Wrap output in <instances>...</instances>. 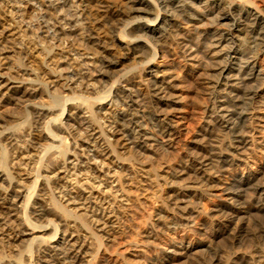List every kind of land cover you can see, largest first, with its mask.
Wrapping results in <instances>:
<instances>
[{
    "label": "bare ground",
    "instance_id": "obj_1",
    "mask_svg": "<svg viewBox=\"0 0 264 264\" xmlns=\"http://www.w3.org/2000/svg\"><path fill=\"white\" fill-rule=\"evenodd\" d=\"M21 3L18 4L15 0H0V70H9V67L4 66V62L6 53L11 47H14L18 54L17 61H19L13 69L9 70L10 78H5L0 72V105L4 102H28L39 94L41 89L50 91L51 86L60 81L63 85L59 83V86L64 89L76 88V90L91 92L94 90L92 85L95 79L111 78L125 69L126 66L119 64L121 58L124 57L131 63L144 61L148 52H151V48L155 49L159 38L178 19L183 17L199 20V14H214L217 19V27L214 26L216 27L214 31L204 29L197 40L193 41L194 44L184 43L188 59L193 57L198 48L201 47L203 52L206 49L204 53L210 58L209 62L207 61L208 67L215 72L211 85L208 86L212 103L209 115L211 120L207 129L209 139L202 141L203 143L196 142L193 149L187 151L185 163H182L180 169L175 170L174 179L169 177L170 186L166 190L163 189L164 192L161 191L164 201L161 200L159 204L154 205L149 220L157 227L173 229L174 247L167 251H170L175 259L195 252L198 254V251L202 252V247L209 246L226 235L229 238V245L227 244V248L224 247L226 260L220 263L264 264V250L254 253L245 250L250 239L258 238L259 245L264 243V56L259 59L260 54L264 53V13L258 7L259 5L257 6L252 0L241 2L233 0L229 3L225 0H125L123 9L128 13L126 19H120L115 15L104 16V21L111 24V39L120 56L115 58L113 52L106 51L105 42L97 35L98 30L96 32L92 20H87L85 12L87 6L84 0H21ZM33 28L38 31L39 41L37 38L30 40L27 35L21 33ZM126 29L130 30V35L125 32ZM122 31L129 37L125 38L121 35ZM45 40L50 44L47 45ZM55 46H59V53L57 51L54 54ZM112 46H110L111 49ZM238 50L242 51V54L240 57H235L236 61L231 57V53L237 54ZM89 52L93 55H88ZM152 52L154 53L155 50ZM154 55L156 56V53ZM37 58L40 60L38 63L35 62ZM52 61L58 63H51ZM50 63L55 66H49ZM234 69L238 70L236 74L227 73ZM201 70L200 65L194 62L190 65L188 72L189 75L196 76L202 73ZM142 74L147 87L146 95L140 97L136 95L137 93L134 94V89L131 87H124L125 90L122 89L117 93L115 98L117 103H113L115 104L113 109L109 108L108 112L111 115L106 118L108 134H105L97 124V117L90 105L83 108L84 110L80 109L81 113L75 112V116H68L72 121L69 123L70 127H67L72 128L79 136L78 139L81 142V144L79 142L78 147H81L79 149L83 152L92 150L98 155L94 157L88 154L89 157L84 155L82 159H78L81 156L80 153L73 152L76 160L72 157V160L67 161V165L57 166L55 173L51 176L59 179L62 176L59 175L60 172L69 168L75 170L77 166L79 174H86V177L92 178L90 182L85 177L87 182L92 183V187L87 190L88 194H81V190L82 192L86 190L79 188L80 190H75V195H71L73 188L60 184L56 192L58 196L55 195L60 197L58 198L60 202L53 198L47 201L49 203L47 205H45L46 202L44 205L40 204L41 206L38 205L22 221L18 214L22 210L21 203L18 202H22L20 178L23 177H16L18 174L26 177L33 169L34 156L41 153V149L38 148L43 145H40L42 137L36 133L31 134L30 131L26 133L27 136L22 137L18 135L19 132L9 127L0 130V167L2 169L0 181L7 184L0 188V241L6 245L25 241L30 234L27 228L45 229L42 227H47L49 223H46V226L45 223L39 224L35 220H49L51 223L49 218L51 214L58 215L57 217L64 221L71 219L73 223L70 222V224L73 226L74 222H79V218L71 211L73 208H82L81 203H90L85 206L89 211H85V214L95 224V229L110 233L111 221L113 222L114 218L112 199L107 197L108 195L104 196L103 193L110 191L121 195L124 192V185L121 179L119 183L117 176L113 179L103 177L109 174V171L104 173L105 171L101 169L106 163L108 164L106 160L113 157L115 163L119 164L121 160H127L121 155L127 147L128 149L130 147L145 148L151 144V141L159 143V147L168 150L167 148L172 146L179 133L180 105L183 99L179 73L168 63L152 58V60L144 61ZM83 102H80L81 105ZM51 107L53 106L29 103L28 110L37 121L35 125L31 122L35 130H39L42 123H49V119L45 120V118L46 114L53 110ZM87 112L88 114L85 115ZM108 112L106 113L109 114ZM1 120L0 116V126H2ZM46 128L44 132L47 131ZM46 135L50 137L51 134L46 132ZM52 137L50 139L54 138ZM5 144L12 146L11 155L8 154L9 149ZM50 146H54L53 143ZM96 158L99 159L96 160ZM74 170L72 174L75 173ZM116 171L120 170L116 169L115 173ZM112 175L115 176V174L108 176ZM85 179L81 178L83 181ZM81 180L77 179L76 182L79 183ZM95 187L100 188L98 194H94L91 190ZM200 195L211 196V200L201 206L202 209L193 205L194 199ZM79 199L83 201L79 202L81 201ZM65 204L66 206L70 204L72 207H65ZM85 207L83 205L84 209ZM193 207L197 208L195 209L199 214L197 218H192L189 212L194 209ZM175 213H179L178 218ZM253 213L259 214L262 219L250 228L248 219ZM32 217L33 220H31ZM66 217L68 220L65 219ZM85 224H80L83 230L80 234L74 231V233L62 232L59 241L50 245L46 254H43L42 261L48 264H102L103 262H97V260L93 262L89 257L93 251L96 252L99 249V233L96 234V231L92 232L94 235L89 233L90 231L85 229ZM88 234L93 238L89 239L90 241L87 238ZM214 246L218 248L217 245ZM0 264H19V262L10 261L6 256L0 255Z\"/></svg>",
    "mask_w": 264,
    "mask_h": 264
},
{
    "label": "rangeland",
    "instance_id": "obj_2",
    "mask_svg": "<svg viewBox=\"0 0 264 264\" xmlns=\"http://www.w3.org/2000/svg\"><path fill=\"white\" fill-rule=\"evenodd\" d=\"M15 1L18 4H22L21 0H15ZM225 1L226 3H229V2H232L233 0L232 1L225 0ZM235 1L241 2L242 0H234V2ZM252 1H254V3L256 2L255 4L257 6L259 5L258 7L263 11L262 13H264V0H252ZM84 3L87 6L85 7L87 9L85 11L87 15L86 18L87 20H90V19L92 20L93 24L95 25L94 28L96 32L98 30L97 35L100 36L101 40L105 42L104 44L107 47L106 51L111 52V53L113 52L112 54H115L113 55L115 56V58L120 57L116 51L117 49L114 48L115 44L114 42H112V39H111V31H110L111 24L109 22H105L104 18L109 15H115L116 17L120 19L121 18L126 19L128 16V13L123 9L125 7V0H89V1L84 0ZM60 12L63 13V11H60ZM25 14L27 15L26 11H25ZM149 17H152V15L151 16L149 15ZM198 17H200L199 20H195V19L193 20V19H188V18L186 19L183 17L178 19V21H176L171 27H169L168 31L165 32L167 35L164 33V35L161 38H159V41H160V42L158 41L159 44L157 42L155 44V49L151 48V52H148V55L146 56L147 58L144 59L145 61L147 59L152 60L153 58V60L155 59L156 61L164 62L166 64L168 63L180 75L179 84L181 86L180 88L182 91L183 99L180 105V108H181L180 117L181 118H180V124H179V129H178L179 133L176 137V140L173 142L172 146L167 148L168 150L166 149L164 150L161 146L159 147L160 145L159 143L151 141V144L153 146H151V144H148L147 146H145V148L144 147H140V148L130 147L128 149L127 147L128 150L125 149L124 151L121 152V155L125 156V159L127 160L125 159H124L125 161L121 160L119 164L115 163V159L113 157L107 159L108 161L106 160L108 164L106 163L105 167L101 169L105 171L104 173H107V171H109V174H107V176L103 175V177L105 176V178L108 177L106 179H109V178L113 179L114 177L117 176L116 178H118L119 183H121V180H122V183H123L122 185H124L123 186L124 192L121 194L122 197L121 195H118L115 193L113 194L110 191H106L105 193H103L104 196L108 195L107 197L112 199V210L114 214L113 216L114 218L112 220L114 223L111 221L112 229H110L111 230L110 233H103V232L97 231L94 226L95 224H93L90 221L89 217L85 214L86 212H89L87 211V208L85 206L90 203H87V204L79 203L80 205H82V208H76V209L73 208V210L71 211L74 214V216L77 215L79 218V222H76V223L74 222L75 226L74 225L72 226L70 224V222L73 223L71 219H69L70 221H64L63 219L57 217L58 215L56 216L54 214L49 215L51 223L49 220L44 221L42 219H37L35 220L36 223H39V224L49 223V225L47 226L46 224L47 227H42V228H45L42 230L40 227L31 228V229L27 228L30 234L27 236V239L25 241L20 242V243L19 242L14 243V244L17 243V245H14V244L6 245L4 242L0 241V255L4 257L6 256V258L10 259V261L15 260L16 263L19 262V264H39V263L42 264V262L43 264H48L42 261L44 258V255L48 251L50 245H53L55 241L57 240L59 241L61 233L74 231L75 233L80 234L81 232H83L80 224L84 225L86 223L85 229H88L87 231L88 232L90 231L89 233H92V232L95 233L96 231V234L99 233L98 236L100 237L98 238V245L100 244L99 249L96 250V252L93 251L89 256L93 262L94 260H97V262H103V263L105 262L104 264H194L195 262H196L195 264H198V263L199 264L200 263L201 264H222L226 260V257H225L226 253L224 252V250L229 245V238L226 235L218 240H215L216 242L214 241L209 246H204V248L202 247V252L200 250V252L198 251V254L197 252H195L188 256L179 257L177 259L173 258L172 255L170 254V251H167L168 249H172L174 247L173 236L175 234L172 231L173 229H169L167 227H162V226L157 227L156 224H151V220H149L150 214H151V211L153 210L154 205L159 204L161 200L164 201V199L162 198L163 192L170 186V183L168 181L170 180V178L174 179L175 170L180 169L182 165L185 163L184 161L187 155V151L192 150L193 145L196 142L203 143L202 141H205V140L208 141L209 139L207 137V135H209V132L207 131V129L210 125V120H211L209 115L211 114L212 103H211V95L209 96L210 90L208 86L211 85L210 84L211 80L212 78H214L213 73L215 72L213 70H210L208 67L209 64L207 63V61L209 62L208 59L210 58L206 55V53H204L206 52V49H204V52H203L202 51L203 49H201V47L198 48L199 50L198 49L195 50L196 53L193 52L194 53L193 57L188 59L187 57L189 56H186L184 43L194 44V42L197 40L198 35H200L201 31L203 32L204 29L214 31V29L217 27L216 25L217 19L212 13H209L207 15L199 14ZM125 32H128V34L130 35V30L126 29ZM21 33L27 35V38L30 40L31 39L36 40L37 35H38V31H36L35 28L29 29V30L27 29L24 32L22 31ZM121 35H124L125 38L129 37L127 33H124V31H122ZM37 39L39 41L40 38H37ZM161 41H163V43ZM45 43L47 45L50 44L47 41ZM110 46H112L113 48L111 49ZM11 48H9L10 51L7 52L8 54L6 53L8 57L6 56L5 62H4V66L9 67V70L13 69L14 66H16L17 63L19 62L17 61L18 54L13 49L14 47H11ZM59 50H60L59 46H55L53 48L54 54L57 51H58L57 53H59L60 52ZM152 50H155V52L153 53ZM237 52H238L237 54L231 53V57H233L234 60L236 61L237 59L235 57H240V55L242 54L241 53L242 51L240 50H238ZM101 53L102 52H100V54ZM155 53H156V56L154 55ZM87 54L93 55L90 52ZM97 54L99 53L97 52ZM263 56H264V53L262 52L260 54L259 59L263 58ZM38 59L39 58H37L35 62L37 63L40 62V60ZM144 61L142 60L139 62L131 63L128 59L124 57L121 58L119 64L120 66H126L125 69L119 71L117 74H115L111 78L101 77V79L99 78L95 79L96 81L94 80V84L92 85L94 90H92L91 92L76 90V88L74 90H67L66 88L64 89V87L59 86V83H61L60 81L56 83L58 85L55 84L56 86L55 85L51 86L50 91H47V90L45 91L44 88L41 89L42 93L40 92L32 100L28 102L27 101L26 102L25 101L24 102L23 101L4 102L3 104L0 105V116L2 117V120H1L2 126H0V130H5L4 128L9 127V128H13L14 130H16L17 133L19 132L18 135L22 137L23 136L25 137L26 133L28 134L29 131H30L29 133L31 134L36 133L40 137H42L40 139V141L42 140V142L40 141L39 142H40V145L42 144L43 145L38 148L39 150L41 149L40 150L41 153H38L37 156H34L35 160L33 161V164H32L33 169L30 170L31 172L27 174L26 177H24L25 175L24 176L23 175L19 176V174L18 176L16 175L17 176L16 178L23 177V178H20L21 179L20 193L22 194V197H21L22 202H18V203H21V209H22V210L19 209L20 212L18 213L20 214L21 221L24 220L26 216H29L31 211L32 210L34 211L35 208L40 204L44 205L46 202L45 205H47L49 204L48 202L53 198H55L56 201L60 202L59 200L60 197H57L58 194L56 193L58 189L57 187H59L60 184L66 185V187L69 186V188L71 189L73 188L72 190L74 191L70 192L71 195H75L76 194L75 190L78 191L81 188L82 189L84 188L86 190V192H82L81 190L80 192L81 194L83 193L84 195L88 194L87 190L90 187H92V183H90L92 178L91 176L90 178L89 176L86 177L85 176L86 174H82V173H81L82 175L79 174V172L77 171V166L75 167L76 168L75 170L72 168H69V169H66L65 171L60 172L59 175L60 176L62 175V176L59 179L58 178L54 179L51 176L53 175L52 173H55V170H56L55 168L57 166H60L62 164L65 165L68 160H72V157H73V160L74 159L76 160V158L74 157L75 153L73 152L78 151L77 153L78 154L80 153L79 155L81 156L78 157V159H82L83 158L82 156L84 155L88 156V154L89 156L93 155L94 157L98 155V154H94L92 150L91 151L89 150V152H86V151L83 152V150L81 151L79 149L81 148V147H78L80 146L79 145L80 140L78 139L79 136L75 134L72 128L68 129V127H70L69 123H71L70 121H72L71 118L68 116H75L77 112L78 114L81 113L80 109L86 108L87 105H90L95 113V116L97 117L96 118L97 124L100 125V128L104 131L105 134H108V129H107L108 119L106 118H108L111 115V113H109L108 111L110 109H113L115 107V104L117 103L115 99L117 93L122 91V89L125 90V88H130V87L134 89V94L137 93L136 95H139L140 97L141 96L143 97V95L144 94L146 95L147 93L146 91L147 87L145 86L146 83L144 81V78H143L144 76L142 74ZM194 62L200 65V67L202 68L201 70L202 73L200 72V74L196 76H191L189 75L188 69L190 65L193 64ZM51 63L56 64L58 62L52 61ZM51 63L49 66L52 67L54 64H51ZM235 66H237V64ZM9 70L2 69L0 70V72L3 73V76H5V78L6 77L10 78L9 74H11V71ZM236 71L238 72L237 69H234L232 72L227 71V73L236 74L237 73ZM210 74H211V77H210ZM127 78H128V81H127ZM61 85L63 84L61 83ZM206 85H207V88H205ZM80 102H83L82 103L83 105H81ZM114 102L115 104H113ZM29 103H33L35 105L39 104V105H43L47 107L53 106L51 107L53 108V110L51 109L50 112L46 114L47 117L45 118V120L49 119V123H42L41 128L39 130H35L34 128L35 126H32V125L37 124V121L34 120V118L32 117L31 113L28 110ZM79 105H81L82 107ZM106 112H108L109 114H107ZM87 114L88 112L85 113V115ZM52 120L54 121L52 122ZM31 122H32V125H31ZM46 127H48L49 129ZM45 128L47 130L46 132H49V135L51 134L50 137L46 135V132H44ZM55 135H57L58 137ZM73 135L75 136L73 137ZM51 137L53 139H50ZM203 138L204 140H201ZM199 139L201 141H198ZM76 141L77 143H74ZM52 143L54 146H50ZM6 148L9 149L8 154H10L12 152V146L8 145L6 146ZM51 153L52 154L54 153V154L51 155ZM48 154L50 155V159H49ZM53 158H54V161H53ZM57 159L58 161L59 160L60 161L58 162ZM98 159L99 158H96V160ZM54 162L56 163V165H53L55 164ZM53 167L54 169H52ZM78 167L80 168V166ZM116 169H119L120 171L118 172L120 173H118L117 171L115 173ZM73 170L75 173L72 174ZM0 171L2 172L1 167H0ZM111 174H115V176L113 175L108 176ZM100 175H102V173ZM85 177L86 179H88V181L90 180V182H87ZM81 178H84L85 181L81 180ZM51 179H54V180H51ZM77 179L78 180L80 179L81 181L77 183L76 182ZM5 185L7 186L5 182L0 181V188ZM96 188L97 187H95L94 189L91 188L94 194H98V192H100V188L99 189L98 188L96 189ZM55 195L57 196L55 197ZM158 196L161 199H159ZM82 199L84 200V198ZM82 199H79L81 200L79 202H82L83 201ZM210 200H211V196L206 197V195H200L199 197H196L194 199L193 205L199 209L200 208L202 209L201 206L206 205ZM83 205L85 209L83 208ZM68 206L72 207V205L70 204L69 205L67 204V206L65 204V207H68ZM196 207H193L194 209H191V211L189 210V212L192 214L191 215L192 218H197L199 216V214L195 210L197 209ZM192 212L197 213V214L193 215ZM178 215L179 213L178 214L175 213V216L177 218H178ZM53 217L55 219H53ZM250 218L252 221L250 220ZM65 219H67V217ZM260 219L262 218L259 214H256V213L251 214L248 219V222L250 223V224L248 223L249 227L251 228L252 226L257 225V223L260 222ZM31 220H33V217L31 218ZM50 225H51V228H50ZM87 238H88V241H90L92 238V235L88 234ZM92 242L93 240L91 241V243ZM214 245H217L218 248H216ZM248 246L246 245L245 250L253 252V253L258 250H264L263 249L264 243H261L259 245L258 238L250 239ZM252 246L254 248H252ZM94 256L96 259L94 258ZM216 257H219V258L216 259ZM98 258H100L101 260Z\"/></svg>",
    "mask_w": 264,
    "mask_h": 264
}]
</instances>
